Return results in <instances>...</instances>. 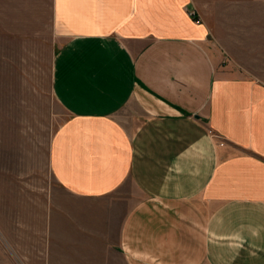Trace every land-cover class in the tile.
<instances>
[{"label": "crops", "instance_id": "0c3cea01", "mask_svg": "<svg viewBox=\"0 0 264 264\" xmlns=\"http://www.w3.org/2000/svg\"><path fill=\"white\" fill-rule=\"evenodd\" d=\"M51 9L50 166L75 200L49 236L93 264H264V0Z\"/></svg>", "mask_w": 264, "mask_h": 264}, {"label": "rangeland", "instance_id": "374dc122", "mask_svg": "<svg viewBox=\"0 0 264 264\" xmlns=\"http://www.w3.org/2000/svg\"><path fill=\"white\" fill-rule=\"evenodd\" d=\"M60 43L51 0H0V264L95 262L89 250L49 236L51 213L75 200L50 166L55 134L69 118L53 93Z\"/></svg>", "mask_w": 264, "mask_h": 264}, {"label": "built area", "instance_id": "2783aa9c", "mask_svg": "<svg viewBox=\"0 0 264 264\" xmlns=\"http://www.w3.org/2000/svg\"><path fill=\"white\" fill-rule=\"evenodd\" d=\"M191 14H193V15L196 14V10H192Z\"/></svg>", "mask_w": 264, "mask_h": 264}]
</instances>
